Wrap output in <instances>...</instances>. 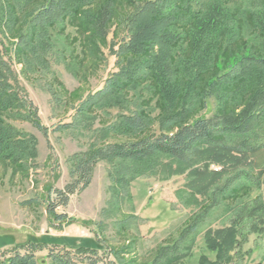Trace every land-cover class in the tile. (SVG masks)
Here are the masks:
<instances>
[{
    "label": "trees",
    "instance_id": "obj_1",
    "mask_svg": "<svg viewBox=\"0 0 264 264\" xmlns=\"http://www.w3.org/2000/svg\"><path fill=\"white\" fill-rule=\"evenodd\" d=\"M231 1L43 0L28 12L25 10L33 0L24 3L22 21L27 29L21 30L19 44H31L37 39L40 45L45 44L46 32L35 31L33 26H53L64 21L76 26L82 43L93 50L106 44L111 34L121 36V44L112 49L118 70L106 79L101 89L89 94L80 104L79 113L86 105L110 100L128 86L147 82L156 87L163 104L171 109L161 121L163 130L156 135L149 132L147 117L138 111L121 114L112 126L103 129L129 137L77 156L71 172L75 181L65 190H55L58 203L47 200L52 224L61 227L71 221L66 214L57 213L56 208L67 205L79 187L85 189L91 184L99 161L129 163L130 167L124 170L129 177L120 178L126 185L130 178L154 173L167 160L171 174L188 171L186 175L191 179L187 185L193 191L213 193L202 217L219 206L222 199L230 204L236 200L228 207L232 213L229 225L207 229L205 244L215 253V258L211 260L203 255L200 264L231 262L243 255L242 243L249 232L264 231V191L252 200H237L240 191L249 190L250 185L241 183L230 188L225 183L214 187L227 166L238 167L243 161L257 169V176L251 181L254 187L264 188V49L262 53L241 54L231 48V44L244 41L238 31L240 13L230 5ZM248 12L244 24L253 27L264 39V9ZM8 51L0 37V162L19 164L34 156L36 149L23 131L7 122L16 118L14 111H25L22 119L30 121L45 135L48 131L26 91L9 80L10 62L4 58ZM212 97L217 102L208 116L203 111ZM74 125L72 121L62 128ZM231 137L240 139L233 144L228 142ZM213 162L221 164L222 170H210ZM197 227L198 223L190 230L196 231ZM45 245L48 244L29 241L8 250L0 248V264H36V254ZM175 248L173 245L168 249ZM231 250L235 252L231 254ZM111 254L106 251L101 255L92 248L72 251L52 247L47 264H78L77 260L87 264H119L116 258L109 259ZM156 263L157 260L151 264Z\"/></svg>",
    "mask_w": 264,
    "mask_h": 264
},
{
    "label": "rangeland",
    "instance_id": "obj_2",
    "mask_svg": "<svg viewBox=\"0 0 264 264\" xmlns=\"http://www.w3.org/2000/svg\"><path fill=\"white\" fill-rule=\"evenodd\" d=\"M28 1L0 0V37L9 50L4 53L10 62L9 80L17 82L38 107L48 135L22 119L25 111L20 109L14 111L16 118L7 121L24 132L26 139L35 144L36 152L19 164L0 162V248L8 250L29 241L46 242V248L36 254V264L50 262L48 253L52 247L72 251L92 248L101 255L109 251V259L116 258L119 264H151L155 260L156 264H200L203 255L214 260L215 253L205 244V233L207 229L229 225L232 213L228 207L236 200L230 204L217 197L222 199L220 205L202 217L213 193L193 191L187 185L191 179L186 175L188 171L171 174L167 160L154 173L130 178L126 185L120 178L129 177L124 171L129 163L99 161L91 184L85 189L79 187L67 205L56 208L57 213L66 214L71 221L61 227L51 223L47 200L58 203L55 190H65L75 181L71 172L77 156L129 137L103 129L112 126L121 114L138 111L147 117L149 132L156 135L163 130L161 121L171 109L163 104L156 87L147 82L128 86L110 100L86 105L79 113L80 104L89 94L101 89L118 70L112 49L121 44V36L111 34L106 44L93 50L82 43L77 27L64 21L53 26H33L35 31L46 32L45 44L40 45L39 39L19 44L21 30L27 29L22 10ZM40 3L43 0H33L25 12ZM230 5L240 13L238 31L244 38L241 43L231 44V48L241 54L262 53L264 39L244 21L249 17L248 11L264 9V0H232ZM216 102L212 97L203 114L210 116ZM72 121L73 127L62 128ZM239 139L231 137L228 142L234 144ZM242 162L238 167L227 166L214 187L225 183L230 188L241 183L250 185L249 190L240 191L237 200H252L264 188L254 187L251 181L257 176V169ZM209 169L220 171L222 165L213 162ZM197 223L196 231H191ZM173 245L174 250L168 249ZM242 245L243 255L227 264H264V231L249 232Z\"/></svg>",
    "mask_w": 264,
    "mask_h": 264
}]
</instances>
